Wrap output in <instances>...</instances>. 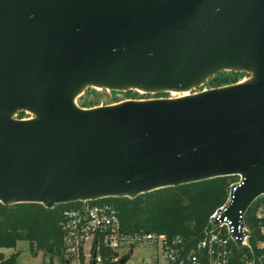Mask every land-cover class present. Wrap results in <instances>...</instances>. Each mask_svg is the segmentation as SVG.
<instances>
[{
    "label": "water",
    "instance_id": "95a60500",
    "mask_svg": "<svg viewBox=\"0 0 264 264\" xmlns=\"http://www.w3.org/2000/svg\"><path fill=\"white\" fill-rule=\"evenodd\" d=\"M223 70L251 76L75 102L88 87L182 92ZM232 175L220 219L242 248L243 216L264 194V0H0L2 204L132 199Z\"/></svg>",
    "mask_w": 264,
    "mask_h": 264
},
{
    "label": "trees",
    "instance_id": "16d2710c",
    "mask_svg": "<svg viewBox=\"0 0 264 264\" xmlns=\"http://www.w3.org/2000/svg\"><path fill=\"white\" fill-rule=\"evenodd\" d=\"M236 71L217 72L207 80L208 88L240 82ZM80 107L86 108L83 102ZM92 107V105H90ZM238 176H221L178 186L156 189L135 198L109 197L119 212L121 227L125 231H150L168 235H182L189 241L200 236L208 224L210 214L228 197L231 184ZM56 204L46 208L40 203L4 205L0 202V249L13 248L18 241H28L30 252H42L49 257V264L57 258L63 261V231L60 227L61 211L71 205ZM255 202L249 207L245 222L250 230L249 243L257 252L261 239L256 220ZM246 250H239V253ZM16 256L4 257L0 252V264H15Z\"/></svg>",
    "mask_w": 264,
    "mask_h": 264
},
{
    "label": "built area",
    "instance_id": "2783aa9c",
    "mask_svg": "<svg viewBox=\"0 0 264 264\" xmlns=\"http://www.w3.org/2000/svg\"><path fill=\"white\" fill-rule=\"evenodd\" d=\"M229 194L210 214L208 224L194 241L179 234L125 231L117 208L107 198L72 202L61 211L64 257L60 264H264V194L254 201L258 204L254 217L261 235L257 252L249 243L250 230L245 222L248 210L243 216L246 234L242 248L236 246L231 235V222L227 217L220 219ZM137 248L148 252L133 257Z\"/></svg>",
    "mask_w": 264,
    "mask_h": 264
},
{
    "label": "rangeland",
    "instance_id": "374dc122",
    "mask_svg": "<svg viewBox=\"0 0 264 264\" xmlns=\"http://www.w3.org/2000/svg\"><path fill=\"white\" fill-rule=\"evenodd\" d=\"M222 72V71H220ZM237 78L241 80H246L250 78L251 74L245 71H236ZM208 80V79H207ZM204 81L203 83L189 88L187 94L197 93L201 90L207 89L208 84ZM180 93V92H179ZM178 92L171 91H158V92H144L137 89H126V90H110L105 88H93L88 87L84 89L80 95L75 99V102L79 105L81 103L86 104V108L97 105L112 104L115 102L123 101L126 99H151V98H172L178 96ZM15 118H31L33 115L28 111H19L14 115ZM239 181V180H238ZM237 181V182H238ZM235 182V183H237ZM235 183L231 184L234 185ZM229 194V192H228ZM3 252L4 257H8L12 254L16 256L15 264H49V257H45L42 252H38L33 255L29 249L28 241L22 240L18 241L16 246L13 248H3L0 249ZM148 251L146 249L137 248L133 251V257H138L142 254H146ZM52 264H60V261L55 258Z\"/></svg>",
    "mask_w": 264,
    "mask_h": 264
},
{
    "label": "bare ground",
    "instance_id": "6f19581e",
    "mask_svg": "<svg viewBox=\"0 0 264 264\" xmlns=\"http://www.w3.org/2000/svg\"><path fill=\"white\" fill-rule=\"evenodd\" d=\"M242 81H244V80H241L240 82H242ZM96 88H100V87H96ZM137 90L142 91V90H140V89H137ZM171 92H176V93H177V91H171ZM178 94H180V95L175 96V97H172V98H177V97H182V96H187V95H189V94H187V90L182 91V92H180V93L178 92Z\"/></svg>",
    "mask_w": 264,
    "mask_h": 264
}]
</instances>
